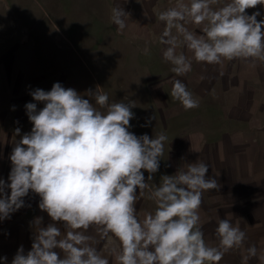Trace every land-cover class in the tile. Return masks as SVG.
Segmentation results:
<instances>
[{"label": "clouds", "instance_id": "9594fccd", "mask_svg": "<svg viewBox=\"0 0 264 264\" xmlns=\"http://www.w3.org/2000/svg\"><path fill=\"white\" fill-rule=\"evenodd\" d=\"M257 6L264 0H177L159 12L156 18L165 24L162 58L175 77L191 71L193 60L264 61V17ZM248 9L257 10L248 14ZM128 15L119 3L113 7L110 19L118 31L126 28ZM187 24L199 26V33ZM181 43L186 51L178 52ZM170 83L171 97L186 111L199 107L181 79ZM30 95L35 102L25 109L31 130L15 128L19 139L12 142L10 172L7 180L0 178V221L31 207L24 198L32 192L52 222L43 226L44 217H34L31 248L20 245L11 264H219L233 249H243L241 264L254 258L264 264V249L255 244L245 249L246 232L229 218H217L215 245L205 240L199 215L203 193L220 188L205 162L185 161L155 182L168 137L163 131L152 137L130 131L135 102L110 100L98 87L82 95L60 82ZM153 119L146 118L142 127ZM146 193L154 208L141 217L137 200ZM109 236L119 243L104 255L100 245ZM0 262L7 264V256Z\"/></svg>", "mask_w": 264, "mask_h": 264}, {"label": "rangeland", "instance_id": "374dc122", "mask_svg": "<svg viewBox=\"0 0 264 264\" xmlns=\"http://www.w3.org/2000/svg\"><path fill=\"white\" fill-rule=\"evenodd\" d=\"M117 3L129 12L122 32L110 19ZM176 3L177 0H128L126 4L124 0H0V178L7 180L10 172L12 142L19 139L14 135L15 128L20 127L22 133L31 130L25 104L35 102L32 90L38 87L48 91L60 82L84 95L86 90L98 87L108 93L110 100L135 102L130 131L150 137L166 132L168 140L155 182L159 176L174 174L177 167H184L185 161L199 159L209 166L207 175L220 184L218 190L203 193L199 209L205 240L210 245L217 243V218H229L246 232L245 249L250 244L264 249V236H254L246 220L250 208L248 184L254 177L261 180L264 175V61L234 59L208 64L193 60L191 71L175 77L172 65L162 58L166 46L159 38L165 24L156 16ZM257 9L264 17V6ZM186 27L199 33V26ZM172 33L177 34L175 29ZM177 51H186L182 43ZM173 78L187 85L199 100V107L186 111L171 97ZM42 107L43 103H38V108ZM148 117L155 119L150 126L142 127ZM35 198L39 196L30 192L24 199ZM37 207L31 208L32 213L37 212ZM153 208L147 193L138 196V215L142 217ZM234 214L241 220H234ZM28 219L22 228L20 221L15 222L25 236L13 229L14 236L10 237L11 243L23 245L26 251L31 248L34 232V218ZM12 228V216L0 221V240H6ZM90 232L95 235L94 228ZM118 243L114 237H107L100 245L102 253L108 255ZM242 251L231 250L219 264H241ZM14 254L10 255V264ZM249 264L258 261L254 258Z\"/></svg>", "mask_w": 264, "mask_h": 264}, {"label": "crops", "instance_id": "0c3cea01", "mask_svg": "<svg viewBox=\"0 0 264 264\" xmlns=\"http://www.w3.org/2000/svg\"><path fill=\"white\" fill-rule=\"evenodd\" d=\"M264 153V151H263ZM263 163H264V154H263ZM248 189L250 190V196H248V202L250 205V208L248 209L246 213V220L248 222V230H253V235L256 237L264 236V175L261 180H258L257 177L253 178V182L248 184ZM40 198L35 199H25V205L30 204L31 207H22L18 211L11 214V216L14 219V228L11 229V234L9 237H7L6 240L2 239L0 240V256H7V264H10V255L12 253H16L19 245L13 244L10 241V237H13L14 234H12V230L15 229V232L17 234H21L22 236H25L23 231H20L21 229L18 228L15 225V222L20 221L21 228L25 224V220L29 221V217H36V216H43V226H46L48 223H51V218L48 217L46 212H42L37 207V212L32 213L31 208L35 205H38ZM234 220H241L236 214H234L233 217ZM58 227L62 229L63 232V224H58ZM248 236H251V232L248 234ZM2 264V262H0Z\"/></svg>", "mask_w": 264, "mask_h": 264}]
</instances>
